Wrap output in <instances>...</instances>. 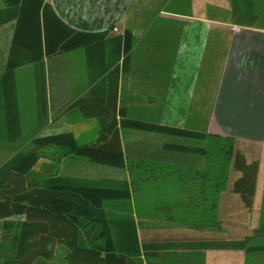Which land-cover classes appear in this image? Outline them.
Listing matches in <instances>:
<instances>
[{"label": "crops", "instance_id": "crops-1", "mask_svg": "<svg viewBox=\"0 0 264 264\" xmlns=\"http://www.w3.org/2000/svg\"><path fill=\"white\" fill-rule=\"evenodd\" d=\"M191 1L194 13L197 8L201 10L200 6L220 3V0ZM45 3L48 21L57 23L59 18L72 30L108 31L112 37L129 30L133 36L130 66L127 72L122 70L121 60L109 66V45L104 62L93 63V68L84 48L44 56L42 62L18 67L15 83L21 149L30 148L31 141L43 135L71 131L76 136L81 132L78 125L93 127L98 133L99 109L117 94L118 108H125L129 118L229 138L248 160L257 159L254 206L248 213L252 217L264 199V13L255 8L256 0H241V4L232 0V5L242 8L230 20L209 18L206 12L184 17L166 10L183 0H45ZM9 9L5 0H0V75L7 66L18 28V18H10ZM4 19L6 22H1ZM34 21L31 17V25H23L22 33L27 38ZM233 26L240 30L234 31ZM103 65L106 73L92 82V71L96 74ZM79 101L86 114L76 106ZM3 102L1 96L0 135L8 132ZM120 132L130 161L144 158L151 166L168 165L169 154L162 144L164 137L127 128ZM10 144L0 136V149ZM146 227L147 232L160 231L168 236L161 241L170 245L171 254L208 264L211 254L216 252L201 246L216 241L209 234L188 231L187 240L185 229L170 223L147 220ZM185 243L192 245L188 256Z\"/></svg>", "mask_w": 264, "mask_h": 264}, {"label": "trees", "instance_id": "trees-1", "mask_svg": "<svg viewBox=\"0 0 264 264\" xmlns=\"http://www.w3.org/2000/svg\"><path fill=\"white\" fill-rule=\"evenodd\" d=\"M5 2L10 7V18H18V28L7 66L0 75V97L4 98V120L8 125V132L0 135L2 139L15 142L21 136L15 83L18 67L42 62L44 56L84 48L90 68H93V63L104 62L110 45L109 66L121 60L122 70H129L133 47L129 30L113 37L108 31H76L59 18L56 24L49 22L45 0ZM31 17L35 20L34 27L27 38L22 28L31 25ZM106 71L105 65L96 74L92 71V82ZM76 106L86 114L81 101ZM97 119V137L89 143L79 144L71 131L39 136L31 141L30 148L19 151L0 166V227L3 228L0 264H55L58 246L66 249L64 264H203L180 254H171L168 251L170 245L161 241L168 238L164 233L147 232V221L141 222L134 215L129 183L97 186L59 174L36 176L33 170L42 158V151L50 147L59 148L66 157H83L94 163L128 170L135 159L130 161L131 155L123 148L120 131L127 128L164 137L163 150L169 154L166 168L178 177L185 176L182 169L198 175L202 169L208 170L205 157L210 149L205 144L219 136L129 118L125 108H118L117 94L99 109ZM228 157L237 174L230 184V192L238 197V206L232 210L250 213L254 206L259 161L248 160L233 143L229 146ZM135 161L138 168L153 169L149 171L152 177H158L156 173L164 167L148 165L144 158ZM202 181L206 182V177ZM216 182L217 179L214 184ZM189 233H186L187 240ZM256 237H264V223L254 235L242 240L217 239L201 246L203 249L244 250L247 253L264 251V244H251ZM185 246L192 250L190 243Z\"/></svg>", "mask_w": 264, "mask_h": 264}, {"label": "rangeland", "instance_id": "rangeland-1", "mask_svg": "<svg viewBox=\"0 0 264 264\" xmlns=\"http://www.w3.org/2000/svg\"><path fill=\"white\" fill-rule=\"evenodd\" d=\"M235 3L241 4V0H235ZM191 4V0H183V3L171 4L166 10L183 16L189 15L194 13ZM236 4L232 5V0H220V3L214 6L208 5L206 8L204 5L200 6L201 10L197 8L194 14L206 12L209 18L230 20L232 15L237 16L241 12V5L239 7ZM255 8L264 13V0H256ZM246 13L248 15L247 11ZM243 17L245 18L246 15ZM204 75L206 74L203 71ZM78 128L81 132L75 137L79 144L89 143L97 137L93 127L84 128L78 125ZM218 138L210 139V142L205 144L210 149L208 156L205 157L208 170L202 169L198 175L182 169L181 172L185 176L178 177L177 173L166 168L168 165H164L161 172L156 173L159 176L152 177L149 174L151 168H138L135 160L129 163L131 168L128 170L120 169L94 163L83 157H66L57 147L45 148L42 151V158L33 173L36 176L59 174L90 185L105 187L127 182L131 187V204L137 220L170 223L177 228H184L186 233L199 232L204 236L209 234L211 238L216 237V240H242L254 235L255 230L264 223V199H261L259 208L252 217L242 209L232 210L238 206V201L230 193V184L237 174L232 168V160L228 159V149L231 143L234 145L235 143L225 137ZM22 145L23 143L17 140L8 148L0 149V166L19 151L25 150L21 149ZM204 177L206 182L202 181ZM216 179L218 182L214 184ZM2 229L1 226L0 241L3 235ZM251 244H264V237L254 238ZM215 251L208 259V264H264V251L248 253L244 250L231 249ZM189 253L190 250L186 251L187 256L190 255ZM65 255L66 249L58 246L54 263L64 264Z\"/></svg>", "mask_w": 264, "mask_h": 264}, {"label": "built area", "instance_id": "built-area-1", "mask_svg": "<svg viewBox=\"0 0 264 264\" xmlns=\"http://www.w3.org/2000/svg\"><path fill=\"white\" fill-rule=\"evenodd\" d=\"M232 29H233L234 31H239V30H240V28H239V27H236V26H233Z\"/></svg>", "mask_w": 264, "mask_h": 264}]
</instances>
